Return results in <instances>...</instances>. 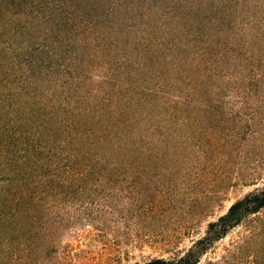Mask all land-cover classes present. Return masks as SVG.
<instances>
[{
	"label": "rangeland",
	"instance_id": "1",
	"mask_svg": "<svg viewBox=\"0 0 264 264\" xmlns=\"http://www.w3.org/2000/svg\"><path fill=\"white\" fill-rule=\"evenodd\" d=\"M262 187L264 0H0V264L175 261ZM200 249L264 264V208Z\"/></svg>",
	"mask_w": 264,
	"mask_h": 264
},
{
	"label": "trees",
	"instance_id": "2",
	"mask_svg": "<svg viewBox=\"0 0 264 264\" xmlns=\"http://www.w3.org/2000/svg\"><path fill=\"white\" fill-rule=\"evenodd\" d=\"M262 208H264V187L257 192H249L241 199L233 201L223 215L207 224L204 236L194 242V248L188 250L177 260L152 258L142 264H193L201 253L200 246L203 241L209 244L213 243L216 238L225 234L229 228L239 223L242 218L258 213Z\"/></svg>",
	"mask_w": 264,
	"mask_h": 264
}]
</instances>
